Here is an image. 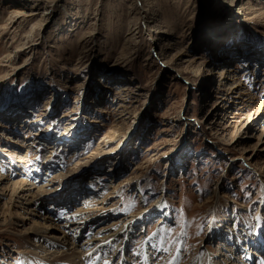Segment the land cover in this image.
<instances>
[{
    "label": "rangeland",
    "instance_id": "rangeland-1",
    "mask_svg": "<svg viewBox=\"0 0 264 264\" xmlns=\"http://www.w3.org/2000/svg\"><path fill=\"white\" fill-rule=\"evenodd\" d=\"M9 5L39 14L8 21L3 17ZM205 60L240 72L245 95L221 97V103L223 90L206 88L201 77L185 73L190 63ZM47 99V115H68L83 129L72 138L77 129L57 135L58 129L48 130L50 120L40 113ZM257 104L264 105V0H0V121L21 109L17 116L25 125L39 129L33 137L22 128H4L10 136L0 141L36 154L48 151L49 171L73 158L88 162L77 186L100 189L93 195L114 208L106 217L113 230L120 218L146 210L142 227L123 249L132 264L141 262L137 253L143 247L149 264L170 257L191 264L215 254V264H224L233 257L223 249L228 243L240 244L234 256L245 254L242 244L252 237L253 225H264V145L254 137L264 124ZM236 110L254 115L241 135L234 130L240 118L230 121ZM113 123L126 141L92 153L102 141L95 143L100 128ZM166 140L164 156L151 157ZM110 165L114 175L107 174ZM70 198L69 213L78 205ZM158 202L167 208L160 222L147 211ZM30 224L0 213V264H24L32 246L41 244L35 241L39 229ZM213 225L219 237L211 235ZM226 227L234 230L230 237ZM119 243L104 259L116 261L112 252L122 248ZM258 247L257 241L246 246L255 254Z\"/></svg>",
    "mask_w": 264,
    "mask_h": 264
},
{
    "label": "bare ground",
    "instance_id": "bare-ground-1",
    "mask_svg": "<svg viewBox=\"0 0 264 264\" xmlns=\"http://www.w3.org/2000/svg\"><path fill=\"white\" fill-rule=\"evenodd\" d=\"M220 1L224 2V0ZM228 2L230 3L232 0H228ZM7 12V16H4L3 18L8 21L11 17L18 19L20 17H32L35 14H39L34 9L25 10L19 5H9V10H7ZM213 38L216 39V37ZM188 68L189 70L185 73H191L193 77H201L203 81L202 84L205 85L206 88H213V91L215 92L223 90L224 94H222L219 98L217 97L221 103L224 102V99L222 101L221 97H225V99L230 100L241 98L245 95V91L241 88L242 82L239 80L240 72H238L235 68L228 67L223 62L218 63L208 60H205L203 63L193 62L190 63ZM211 78L213 79L210 80ZM44 102H46V106L40 112L45 115V118L42 120L44 121L46 118H48L47 120H50L47 124L48 130H50L51 127H53V131L58 129L55 131V135H57L56 133L59 134L61 132L69 134L71 128L74 130L77 129L74 133L72 131V138L73 134L75 135L79 132L78 130L81 131L83 129L82 126L76 127L77 124L75 119L68 115L63 116L61 120L53 117L52 113L51 115H47V111L50 109L49 105L51 100L47 99L44 100ZM258 105L259 108L257 111L261 112L260 124L263 125L264 105L257 104L254 108L258 107ZM244 107L247 108V106ZM11 109L14 108L11 107ZM226 110L227 109L225 108L222 109L223 112H226ZM19 111L23 110H10V118H7L2 114L3 120L0 121V137L10 136V134L3 130L4 128L9 129V127L22 128V130L27 131L33 137L39 136V129L31 130L29 128V124L25 125L24 123L26 119L23 118L24 120H21V118L17 116ZM243 113L240 114L239 110H236L230 117L231 122H233L232 120H236V118H240V120L236 122L237 125L234 126L235 132L239 133L238 135L246 133V130L252 124L254 116L251 114V111ZM11 116H13V119ZM67 117L69 118L67 119ZM21 121H23V123H21ZM116 127L117 124L113 123L100 128L102 131L97 133L95 143L99 142L100 139L102 141H100L101 144L98 143L99 145H94L95 147L93 148L92 153L95 154L96 151L106 149L115 141L117 143L126 141L127 135H118ZM89 135L92 137V134ZM254 137L263 139L259 147L263 146L264 128L258 129L254 134ZM230 138H228L229 141L231 140ZM240 138L241 137L238 136L237 138L232 139L233 143L231 142V144H235ZM248 138H252V135L248 136ZM169 141L170 140L161 141L160 144L163 146L159 149L156 156L155 153L151 152V157L154 156V158H160L164 156V151L166 150L165 148L168 146ZM8 144L11 145L14 150H9L3 147L8 146ZM103 145L105 146L103 147ZM46 152L48 151L43 150L41 154H36L34 150L31 151L28 147L15 146L6 140L4 142L0 141V158L2 159L0 160V213L4 214L7 212L9 214L19 216L23 219V221L31 222L29 226L30 229H39V234L37 235L40 237L37 236L35 241L41 244H38L39 246H32V253L22 259L24 264H114V259H104L103 254L104 252H108V248L110 246L119 242V245H122V243L124 245L122 248H115L112 252V254H117L118 256H116L117 258L115 264H130V260L123 254V249H126L128 246V241H130L134 230L140 229L139 226L142 227L148 214L147 212H144L146 210L141 209L139 211H133L130 212L129 217L127 216L124 219L120 218L122 219L121 224L118 225L116 230H113V227L115 226L114 223L112 221H106V217L115 214L114 208H112V205L109 203L107 198L93 195L99 194L100 189L93 188L90 184L85 186L86 188L89 187V189H84V191L78 187L80 184H83L82 181L85 180V177H82V175L87 171L86 166L88 162H78L75 158H73L69 162H63L66 163L65 165H61L60 163L59 165H55V167L51 166L50 169H52L49 171L47 167L48 162H50V157L46 155ZM247 152L248 151H246L245 154H247ZM72 162H75V164ZM29 168H32L30 169V171H32L29 175L22 173V169ZM33 169L36 172H33ZM108 169L109 172L107 174L112 175H114L117 170L114 165H110ZM76 179H79V181H76ZM106 193H108V191ZM73 195L75 200H78V205L75 210L69 213L66 206L71 204L72 200L70 196ZM152 206L153 207L151 209H147V211H150L149 214L156 213L158 221L160 222L161 219L165 218L167 208H165L163 202H158L157 205L155 204ZM58 207H62V210H60V208L58 209ZM108 213H110V215H108ZM92 214L94 215L91 216ZM88 215L91 217L87 218ZM54 221H58L59 225L54 224ZM262 224V220H258L252 227V237H249L247 243H241L242 245H245L243 246V249L245 250L244 255H237V257L234 256L236 248H240L239 243L238 245L235 243H230V245L228 243V246L223 244V249L225 248L224 250L227 254L226 257H228V255L231 256L232 254L233 257L228 258L227 261H224V258L222 262H224V264H254L257 259V264H264V257L262 256L263 253H257L255 255L252 250L246 248L247 245L250 246L254 241H257L258 243V251L264 247V225ZM91 228L94 230L91 231ZM226 228L229 235L228 237H230V234L232 235L234 230L231 227ZM30 229H26L24 232H27ZM217 230L218 225L217 228L216 225H213L211 228V235H218L219 237L222 232L219 233ZM244 231L242 233L246 234ZM43 245L48 248H44ZM143 249L145 248H141L137 253L141 256V262L139 264H149V258L147 255H143ZM216 256L217 254L214 256L198 257L195 258L191 264H215L217 260L215 258ZM177 259L178 260H173L172 257L165 258L161 259V261L156 264H179L181 259L179 257H177Z\"/></svg>",
    "mask_w": 264,
    "mask_h": 264
}]
</instances>
